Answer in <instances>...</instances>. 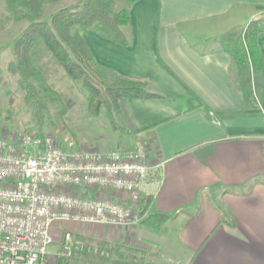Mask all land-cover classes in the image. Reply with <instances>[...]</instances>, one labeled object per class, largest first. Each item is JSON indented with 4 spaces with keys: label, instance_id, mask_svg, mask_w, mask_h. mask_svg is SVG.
Listing matches in <instances>:
<instances>
[{
    "label": "crops",
    "instance_id": "0c3cea01",
    "mask_svg": "<svg viewBox=\"0 0 264 264\" xmlns=\"http://www.w3.org/2000/svg\"><path fill=\"white\" fill-rule=\"evenodd\" d=\"M262 13L264 0H138L130 45L80 29L100 65L148 79L165 96L120 100L125 136L163 163L142 184L140 207L169 218L159 230H106L142 246L114 264H264V90L258 106L241 104L216 41ZM257 45L264 69V34Z\"/></svg>",
    "mask_w": 264,
    "mask_h": 264
},
{
    "label": "trees",
    "instance_id": "16d2710c",
    "mask_svg": "<svg viewBox=\"0 0 264 264\" xmlns=\"http://www.w3.org/2000/svg\"><path fill=\"white\" fill-rule=\"evenodd\" d=\"M60 1L3 0L0 12V31L8 29L13 22H26L13 43V57L6 62V69L14 76L22 102L29 107L40 135L42 126H64L71 134L76 129L74 121L66 119L75 85L70 83L59 88L57 81L68 79L78 83L90 113H104L116 130L125 124L120 106L122 98L165 97L151 87L148 79L124 76L100 65L80 34V29L87 27L113 42L130 45V8L138 0H83L47 13V5ZM263 34L264 13L216 39L230 56V79L234 88L242 92L241 104L245 107H256L262 100L264 69L257 41ZM14 116L8 119L13 121ZM141 214L139 223L149 230L161 229L169 218L160 213L142 211ZM79 240L86 246L96 247L98 252L84 250L70 261L114 264L119 257L128 258V254L139 250L99 235H80Z\"/></svg>",
    "mask_w": 264,
    "mask_h": 264
},
{
    "label": "built area",
    "instance_id": "2783aa9c",
    "mask_svg": "<svg viewBox=\"0 0 264 264\" xmlns=\"http://www.w3.org/2000/svg\"><path fill=\"white\" fill-rule=\"evenodd\" d=\"M57 139L0 136V264H69L84 250L98 252L80 235L142 219V184L162 162L150 163L141 147L101 151Z\"/></svg>",
    "mask_w": 264,
    "mask_h": 264
},
{
    "label": "rangeland",
    "instance_id": "374dc122",
    "mask_svg": "<svg viewBox=\"0 0 264 264\" xmlns=\"http://www.w3.org/2000/svg\"><path fill=\"white\" fill-rule=\"evenodd\" d=\"M65 4L66 3L62 1L56 4H49L47 5V13L51 12L53 9L65 6ZM2 8L3 0H0V12L3 11ZM46 19H49V17L46 16ZM25 25V21H16L13 22L8 29L0 31V136L7 139H10L19 131L39 130L35 125L36 122L30 115L29 107L25 106L22 102L21 93L17 89L14 76L6 69V62L13 57V43L20 36ZM199 46L202 48L205 47V45ZM55 83L59 88L69 85L70 83L75 85V89L70 95L71 109L69 111V117L67 116L66 119L69 118L74 121L76 129L74 134H71L66 131L64 126L54 128L42 126V132L54 135V137L58 138L57 140H59V142L63 139L64 141H66V139H68V141H75L76 139L77 142L75 144L85 145L89 148L101 151L122 150L135 146V140L132 137L125 136V134L128 133V130L124 128L126 127L125 124H123V128L116 130L110 125L104 113L101 112L96 115L90 113L85 102V95L81 92L78 83L68 79ZM12 114L15 115L13 121L11 120L12 118L8 119ZM99 233L106 237V231ZM132 241L131 245L141 250L142 246L135 244L136 240ZM138 242H142L141 239H138ZM58 246L59 242L57 241L50 250L54 252ZM69 264L73 263L70 262Z\"/></svg>",
    "mask_w": 264,
    "mask_h": 264
}]
</instances>
